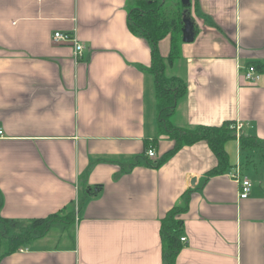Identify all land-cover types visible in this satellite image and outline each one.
I'll return each mask as SVG.
<instances>
[{"label":"crops","instance_id":"crops-1","mask_svg":"<svg viewBox=\"0 0 264 264\" xmlns=\"http://www.w3.org/2000/svg\"><path fill=\"white\" fill-rule=\"evenodd\" d=\"M134 3L0 0V217L74 210L71 235L0 247V264H163L160 219L185 197L174 264H264V0H189L182 10L194 35L166 71L186 84L172 123H241L224 145L229 166L213 175L205 140L152 161L174 140L156 133L151 46L126 22ZM55 30L80 40L78 60ZM169 38L158 41L162 56ZM247 63L261 65L254 84L243 82ZM236 134L260 145L240 147ZM236 166L251 183L244 198Z\"/></svg>","mask_w":264,"mask_h":264},{"label":"trees","instance_id":"trees-1","mask_svg":"<svg viewBox=\"0 0 264 264\" xmlns=\"http://www.w3.org/2000/svg\"><path fill=\"white\" fill-rule=\"evenodd\" d=\"M165 0H135L134 5L127 10L126 22L128 28L143 36L151 46L150 64L148 72L153 76L154 98L156 108V133L166 134L174 140L171 148L161 156L153 159L155 166L162 164L182 145L198 140H205L216 156V164L207 173L213 175L221 173L229 166L225 142L235 138L232 120H225L219 125L198 124L194 127H177L168 115H172L178 98L185 90V82L178 76L166 75L164 72L165 58L172 62L180 54L181 25L183 5L170 13L164 10ZM166 34H170L169 52L164 58L159 52L158 41ZM260 64L255 66L260 67ZM240 147H258L259 140L255 136L239 134ZM154 140V138L152 139ZM154 144L153 141H151ZM147 144L145 148L150 147ZM152 146V145H151ZM146 150V149H145ZM153 164L151 161H146ZM187 197L181 205H174L167 210L160 219V234L164 253L163 264H174L175 255L180 248L181 218L178 214L185 209ZM58 224L60 233L72 234L74 225V210L68 204L44 217L32 218L27 222L8 220L0 217V247L12 248L23 245L36 237L45 235L53 225Z\"/></svg>","mask_w":264,"mask_h":264},{"label":"built area","instance_id":"built-area-1","mask_svg":"<svg viewBox=\"0 0 264 264\" xmlns=\"http://www.w3.org/2000/svg\"><path fill=\"white\" fill-rule=\"evenodd\" d=\"M51 39L54 42L59 43H69L72 46L73 49V56L74 59L78 60L81 57L83 44L80 42V40L76 37V35L70 33V32H64L60 30H55L51 34ZM243 82L246 84H254L259 79V73L252 63H247L244 66V73H243ZM241 127L240 122H235L233 125V128L235 129L236 133ZM2 128L0 127V135H2ZM238 135V134H236ZM146 154L149 157H153L155 155L154 149L150 146L146 150ZM232 177L238 180V186H239V197L244 198L247 197L250 191L251 183L246 175H240L239 174V168L236 166L234 171L229 172ZM240 175V176H239ZM240 178V179H239ZM180 241H185L184 236H180Z\"/></svg>","mask_w":264,"mask_h":264},{"label":"rangeland","instance_id":"rangeland-1","mask_svg":"<svg viewBox=\"0 0 264 264\" xmlns=\"http://www.w3.org/2000/svg\"><path fill=\"white\" fill-rule=\"evenodd\" d=\"M175 1V2H174ZM178 3V5H179V3H181V0H167L166 2H165V4H164V10H166V11H169V10H171V9H174V6L175 5H173L172 6V4H174V3ZM165 36H167V34L165 35ZM164 36V37H165ZM163 38V37H162ZM168 41V40H167ZM168 44H169V46H170V38H169V42H168ZM180 44H181V42H180ZM179 44V45H180ZM168 46V47H169ZM167 54H168V52H169V48H167ZM166 54V55H167ZM166 56H164V58H165ZM175 60V59H174ZM171 63L170 62H167V59L165 58V67H164V72H165V74H166V71L167 72H169V70H170V67L168 66V65H170ZM168 66V69L166 70V67ZM167 75V74H166ZM169 76V75H168ZM155 113H156V108H155ZM167 118L168 119H170L171 121H172V118H173V116L172 115H168L167 116ZM235 124V123H234ZM233 124V125H234ZM233 125H232V127H233ZM234 129V128H233ZM234 131H235V129H234ZM238 136V135H237ZM152 147V146H151ZM153 148V147H152ZM154 149V148H153ZM155 151V150H154ZM241 160H243V158H241ZM73 227H74V225H73ZM73 227H72V230H73ZM58 234H59V230H58V224H55V225H53L52 226V228L50 229V231L49 232H47V235H46V237H45V239H44V243H46V244H50V243H52V242H54L55 240H56V238H57V236H58ZM44 236V235H43Z\"/></svg>","mask_w":264,"mask_h":264},{"label":"water","instance_id":"water-1","mask_svg":"<svg viewBox=\"0 0 264 264\" xmlns=\"http://www.w3.org/2000/svg\"><path fill=\"white\" fill-rule=\"evenodd\" d=\"M181 4L185 6V9H186V6H188L189 4V0H181ZM185 9L183 12H185ZM182 23L183 25L181 28V40L183 42L192 41L193 35H194L192 22L190 21L188 16H183Z\"/></svg>","mask_w":264,"mask_h":264}]
</instances>
